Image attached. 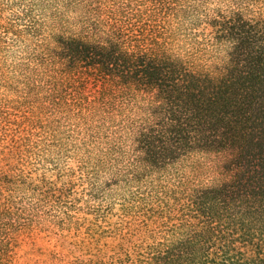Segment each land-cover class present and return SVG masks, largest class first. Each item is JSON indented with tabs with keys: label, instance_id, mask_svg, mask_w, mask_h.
<instances>
[{
	"label": "trees",
	"instance_id": "obj_1",
	"mask_svg": "<svg viewBox=\"0 0 264 264\" xmlns=\"http://www.w3.org/2000/svg\"><path fill=\"white\" fill-rule=\"evenodd\" d=\"M41 9L9 76L67 126L17 150L68 143L85 202L137 216L115 264H264V0H0V45ZM42 176L0 167V212L18 191L65 216L69 181Z\"/></svg>",
	"mask_w": 264,
	"mask_h": 264
},
{
	"label": "rangeland",
	"instance_id": "obj_2",
	"mask_svg": "<svg viewBox=\"0 0 264 264\" xmlns=\"http://www.w3.org/2000/svg\"><path fill=\"white\" fill-rule=\"evenodd\" d=\"M30 15L16 20L24 30L21 43L0 45V167L21 169L37 179L44 175L55 185L67 179L66 198L72 205L63 216L54 205L45 206L31 194L20 196L15 191L10 214L0 212V264H115L118 255L137 239L127 228L136 226L137 216L124 214L117 202L97 208L92 206L95 202H85L88 186L79 176L68 143L47 160L31 152L20 155L17 150L19 144L22 148L28 143L38 148L49 139L50 130L67 126L57 115V100L38 98L9 76L10 65L26 59L35 46L29 40L35 42L43 35V23H56L58 18L47 9ZM33 19L39 25L27 29L25 25ZM68 136L66 132L64 137Z\"/></svg>",
	"mask_w": 264,
	"mask_h": 264
}]
</instances>
